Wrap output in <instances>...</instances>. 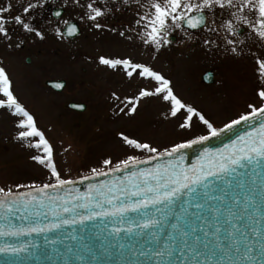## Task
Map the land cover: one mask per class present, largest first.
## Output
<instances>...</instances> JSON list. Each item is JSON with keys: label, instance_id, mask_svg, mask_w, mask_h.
<instances>
[{"label": "snow or ice", "instance_id": "snow-or-ice-1", "mask_svg": "<svg viewBox=\"0 0 264 264\" xmlns=\"http://www.w3.org/2000/svg\"><path fill=\"white\" fill-rule=\"evenodd\" d=\"M77 6L85 9L84 17L93 22V27L100 28L99 17L111 11L106 0H101L104 4L102 9L96 4V0H88L86 4H80L79 0H73ZM116 5V10L121 7L128 9L133 4L137 5L139 10L136 12V20L133 30L137 31V36L146 46L153 47L156 51L160 50L162 45L170 43L169 30L179 29L187 34V29H199L201 27L208 31H216V27L225 33V43L234 45L236 41L229 37L237 36L240 32V26H246L255 37L264 42V0H112ZM34 4L29 3L23 8L24 13H28ZM219 9V15L217 14ZM11 5L0 7V36L9 38L6 24L9 19L3 14L9 13ZM59 15V13H57ZM82 17V19L84 18ZM211 18L212 24L216 25V20L220 23L216 27H210L207 21ZM15 24L20 25L27 32L33 31L30 25L24 21V18L17 14L11 17ZM68 35L77 32V28L70 21H64ZM57 34L61 30L57 29ZM36 36H41L37 31ZM123 36L124 33H121ZM205 43L209 41L205 40ZM236 52L235 47L232 48ZM100 63L110 68L122 66L124 73L132 78L134 75L143 79H149L155 82L154 88L149 90L141 88L138 95L130 98L128 104L129 114L136 110L137 105L133 100L139 101L143 97L157 96L164 102L170 104V115L175 117L178 113L183 112V122L179 124L182 129L191 127L194 118L206 126L207 135H199L193 139L182 143H175L163 151L159 147H154L149 143H142L135 139L123 137L125 144L137 149L146 151L151 154L145 159H137L133 155L127 156L120 160L115 166H112L111 173L121 172L129 168H136L137 165L148 163L152 159H161L167 157L165 163L157 164L154 168L140 169L133 171L123 179L114 178L107 184L99 185L90 184L88 191L80 194H72L66 185L74 182L70 179H63L58 172L54 160L53 149L45 138L44 134L38 130L34 118L26 111L17 101L11 91V82L5 69L0 67V107H6L12 110L13 115L22 116L16 127L20 129L16 134V139L25 140L29 137L38 138L31 147L40 150L43 155L31 157L38 164L44 165L50 172L55 183L47 182L41 186H30V190L23 193H13L11 189L5 191L0 188V237L19 236L26 233L42 232L50 228H59L61 225L76 223V215L82 222L92 219L95 216H120L127 212H136L149 206H170L181 195L195 193L198 187L203 185L208 187L206 181L210 177H220L234 173L239 168H244L253 162L264 161V90L257 94L261 103L256 106L248 105L250 111L239 115L237 119H232L230 123L224 124V129H230L233 125H238L241 121L249 120L261 121L258 129L238 137L231 145H226L225 149L218 153H209L205 150L200 161L193 164L191 168L183 167V157L179 155L181 150L190 147L193 144L201 143L209 136H217L223 129H217L195 108L185 104L173 92L170 87V81L160 73L150 67L135 63L130 59H108L101 57ZM259 74L264 77V60L257 59ZM60 85H57L59 87ZM124 111V109H121ZM105 169L112 165L110 159L102 161ZM122 166V167H121ZM94 175H109L107 170L98 171L91 169ZM84 176L82 179H89ZM17 187H20L17 185ZM52 189V193L48 190ZM35 193V194H34ZM63 193V194H62ZM119 194V195H117ZM207 195V192L204 193ZM123 196L126 199L121 200ZM136 199L133 200L132 198ZM75 201V203H74ZM246 204L251 201L246 200ZM70 205V206H69ZM108 205V207H104ZM196 208L202 207L201 204H195ZM82 208L88 210L87 215L76 213L71 219L63 218V214L75 213V210ZM96 209H99L98 211ZM158 210H160L158 208ZM186 212L187 209H181ZM20 215L17 216L16 214ZM53 215L58 218L57 223L41 225L39 222L41 216ZM12 218L27 221L28 223L16 226ZM244 216L242 212H233L228 210L227 216L223 221V227L219 218H215V223L211 225V233L203 228L199 232L203 234V239L197 235V229L192 228L187 231L179 223L172 224L175 234L170 237L173 244L177 243L176 236L179 237L177 249L165 248L158 251L156 255H172L173 251L187 253L192 256L194 264H264V229L255 228L247 223H241ZM254 223L255 218L252 217ZM177 222L180 217H176ZM203 223V221H201ZM160 224V221L154 217H146L136 226L140 229L154 228ZM223 227V236L221 228ZM113 231L120 232V228H114ZM128 232L132 227L127 228ZM192 237L189 240V237ZM203 244L205 249L209 250V255L204 260H199L202 253L197 245ZM11 251L18 254L23 251L22 247L0 246V253ZM219 255L228 257L227 261L213 260L212 257ZM232 257H235L233 259ZM179 264H188L187 256Z\"/></svg>", "mask_w": 264, "mask_h": 264}, {"label": "rangeland", "instance_id": "rangeland-1", "mask_svg": "<svg viewBox=\"0 0 264 264\" xmlns=\"http://www.w3.org/2000/svg\"><path fill=\"white\" fill-rule=\"evenodd\" d=\"M219 11L217 9L218 15ZM219 23V19L216 20V25L212 24L211 18L208 21L210 27H216ZM88 27L89 23L86 25V38L71 42L69 46L71 56L69 74L66 77L72 96L67 99L57 95L49 94L48 97L44 95V98L55 99L54 105L42 104L39 96H35V101L31 100L28 103L25 101L26 103L21 104L34 118L38 130L44 134L52 146L54 164L61 178H81L92 174L93 168L98 171L110 169L129 155L137 159L151 155L146 151L128 146L123 137L149 143L163 151L175 143H182L207 134L206 126L199 121L198 117L193 119L190 128H180L179 124L183 122L185 114L180 112L175 117L171 116L170 104L157 96L143 97L139 101L133 100L137 107L129 114L128 100L138 95L137 88L142 84V80L134 78L127 83L126 87L129 86V91H133L131 96H127L129 98L127 101L122 100L127 94H120L117 98L112 93L113 78L110 72L106 70L99 75L96 41L93 36L88 35ZM209 32L216 34L215 49L217 50H211V53L204 56L199 55L198 52L202 53L204 49H211L209 43L203 42H201L202 46L196 47V44L200 43L203 36ZM92 34L94 35V32ZM169 34L177 37V43L167 44L164 68L158 58L155 60L157 64L160 62L174 94L185 104L203 112L202 115L215 128L222 127L237 118L239 114L248 112L249 104L258 106L261 103L257 93L264 90V81H261L263 77L259 74L257 63L254 65V59L244 58V56L241 60L238 53L229 48L225 49L223 30L216 27V31H208L204 28L199 33L190 35L179 29H170ZM220 35L224 40L217 38ZM48 39L41 40L40 36L33 34L30 41L37 44V47L44 45L47 53L45 58L48 61L53 60V57L62 58V51L57 48V41ZM245 39L249 38L245 37ZM254 40L255 51L258 52L255 59L264 60V42L259 41L255 36ZM245 48L248 49L246 46ZM216 59H221L223 62L222 67L218 69L220 86L222 84L237 86L242 80V87L231 92L235 101L233 104H220L218 100L209 104L210 102L206 100L208 94L214 97L213 90L219 85L206 90L201 86L200 76L210 67L209 62ZM233 62L234 64L231 65ZM51 75L61 76L62 70H59L55 64ZM119 76L121 79V75ZM227 76L233 81L227 79ZM257 77L258 83L255 82ZM146 84L153 87L152 82H146ZM255 96L256 98H253ZM226 99L228 96L222 98L221 102H225ZM69 101H87L89 109L86 114H76L66 108V103ZM115 105H121L124 109L118 114L115 112L117 116L114 115L112 107ZM21 119L23 117L13 115L12 110L0 107V188H4L5 191L40 186L47 182L55 183L49 170L31 159L35 155H43L40 150L31 147L38 138L29 137L25 140L15 138L20 130L16 125ZM104 159H110L113 162L107 169L102 163Z\"/></svg>", "mask_w": 264, "mask_h": 264}, {"label": "water", "instance_id": "water-1", "mask_svg": "<svg viewBox=\"0 0 264 264\" xmlns=\"http://www.w3.org/2000/svg\"><path fill=\"white\" fill-rule=\"evenodd\" d=\"M72 24L76 26L75 23ZM63 33L72 38L79 31L77 29L75 34L68 35L65 28ZM209 76L210 73L204 74L203 80L209 82ZM47 84L57 91L64 87L63 81L47 82ZM57 85L60 86L57 87ZM68 107L76 111L84 110V106L77 103L68 104ZM260 123L259 118L248 122L241 121L230 129L222 128L223 131L217 136H209L207 140L181 150L179 155L183 157V167L191 168L193 164L200 161L205 150L209 153H218L224 150L226 145H231L237 141L238 137L258 129ZM167 159V157L152 159L148 163L137 165L136 168H129L117 173L107 170L109 175H92L87 180H74L73 184L66 185L65 188L69 189L72 194L77 192L83 194L88 191L90 184H107L114 178L123 179L133 171L154 168L157 164L165 163ZM206 183L208 184L207 188L201 185L195 193L181 195L167 207L163 205L149 206L136 212H127L123 217L95 216L82 222L76 213L87 215L88 210L78 208L75 213L63 214V218L68 219L76 215V223L61 225L59 228H50L42 232L0 237V246L9 245L23 248V251L18 254L11 251L0 253V264H179L181 260L185 259V256H187L188 264H194L192 256L186 252L173 251L170 256L156 255L158 251H163L165 248H178V235L176 244H173L170 239L171 236L176 235L172 224L179 223L187 231L196 228L197 235L203 239V234L199 232V229L203 228L211 233V225L215 223V218H219L223 225L227 212L231 209L233 212H242L244 219L241 223L264 229V161L253 162L228 175L210 177ZM48 191L52 193L53 190L49 189ZM205 192L207 195L204 194ZM120 199L125 200L126 198L121 196ZM246 200L251 201V204H246ZM197 203L202 207L196 208L195 204ZM104 207H108V205H104ZM181 209H187V211L182 212ZM177 216L180 217L179 222L176 220ZM146 217H154L160 221V224L149 229L138 228L136 225ZM252 217L255 218V223ZM11 222L16 226L28 223L15 218H12ZM39 222L41 225H48L57 223L58 218L49 214L41 216ZM129 226L132 227L131 232L127 231ZM223 227H227V225H223ZM223 227L221 228L222 236ZM114 228H120L121 231L117 233L113 231ZM191 239L190 236L189 240ZM197 247L202 253L197 259L202 261L209 255V250L205 249L203 244H199ZM232 258L235 259V257ZM212 259L227 261L228 257L216 255Z\"/></svg>", "mask_w": 264, "mask_h": 264}, {"label": "flooded vegetation", "instance_id": "flooded-vegetation-1", "mask_svg": "<svg viewBox=\"0 0 264 264\" xmlns=\"http://www.w3.org/2000/svg\"><path fill=\"white\" fill-rule=\"evenodd\" d=\"M79 2L80 4H86L88 0H79ZM29 3L34 4L35 7L31 8L28 13H24L23 8L26 7ZM106 3L108 7L111 8V11L97 18L101 27L95 28L93 27V22L87 20V18L84 17L85 9L74 4L73 0H0V7H4L9 4L11 5L10 12L3 14L9 19L10 22L6 24L9 38L0 36V67L5 69V72L11 82V91L13 92V95L16 97L20 105L26 102L28 103L31 100L35 101V96H39L38 98L41 100V103L46 105H54L55 99L44 98V95H57V97H65L67 99L72 96L70 95V91L68 88L69 82L66 77L69 74L71 56L69 46L71 42L82 39L84 40V38H86L85 32L86 25L88 23V35L93 36L96 41V56L99 67V75H102L106 70L110 72L111 77L113 78L112 93H114L117 98H119L120 94H127L122 100L127 101L129 99L127 98V96H131L133 91H129L130 88L129 86L126 87V85L130 82V80L134 78L142 80V84H140V86H138L137 88L138 92L141 88L149 90L153 89L155 82L149 79H143L135 75L132 78H129L124 73L122 66H118L117 68H110L108 66L102 65L100 63L101 57L108 59H130L135 63L144 64L150 67L151 69L160 73L162 76L168 79L165 72H163L167 53V44L162 45L160 47V50L156 51L153 47L143 44L142 40L137 36V31H139L138 29H136L135 31L133 30V26L136 20V12L139 10L138 6L133 4L128 9L121 7V9L117 11L116 5L112 3V0H106ZM96 4L102 9L104 8V4L101 3V0H96ZM53 9L60 10V12H57L59 13V15L53 14ZM17 14L21 15L24 18V21L30 25L33 31L27 32L23 30L20 25L15 24L14 20H11V17ZM82 17L84 18L82 19ZM64 21L75 22L77 24V28L79 29V35L72 39L66 38L63 34V29L65 27ZM57 29L61 30L60 35L57 34ZM203 29L204 28L202 27L197 31H186L187 34L191 35L197 34ZM37 31L41 33V40L49 38L57 41V48L62 51V58L53 57V60L50 61L45 58L47 53L44 49V45H40L37 47V44L30 41L33 34L35 35ZM93 32L94 35L92 34ZM121 33H124V35L122 36ZM169 36L175 35L169 34ZM254 36V33H251L246 26L242 25L240 26V32L237 36H235L234 38L229 37L230 39L236 41V43L234 45H227L226 43H224L226 47L225 49L229 48L232 50V48L235 47L237 49L235 53H238L241 60L242 56H244V58H252L254 59V65H256L257 59L255 58H257L258 56V52L255 51L256 46L254 47ZM221 37L222 36L220 35L217 38L221 41L224 40L225 33L224 39H222L223 37ZM245 37H248L249 39H245V41ZM215 39L216 34H211L210 32L203 36L200 43L196 44V47L198 45L202 46L201 42L205 43V40H207L209 41L211 49H204L203 51H201L202 53L198 52V54L204 56L205 54L207 55L208 53H211V50H217L215 49V44H217V40ZM169 40L170 44L175 45L177 43V37L174 38V40L169 37ZM195 43L196 42L194 41V44ZM245 46L248 48L247 50ZM50 52L54 53V51L52 50H50ZM156 58H158L162 63L163 68L160 66V62L157 64V61L155 60ZM209 63L210 67L204 70L203 74H201L200 76L201 86L206 88V90L219 85L220 77L218 75V69L223 65L221 59H216ZM55 64L58 66L59 70H62L61 76L51 75L54 72ZM233 64L234 62L231 63V65ZM256 67L258 68V65H256ZM206 72L211 73V75L208 77L209 82H205L202 77ZM47 73H49V75H47ZM119 75H121V79ZM227 79L233 81V79L228 76ZM256 79L255 82L258 83V77ZM55 80L65 82L62 91L56 92L46 85L48 81ZM261 81H264V77ZM146 82H152L151 86L153 87L151 88L149 84H146ZM131 83L133 84V82ZM223 85L224 84H222L221 86L219 85L220 87L218 86L213 90L214 97L208 94L206 100L210 102L209 104H213L212 102L216 100H218L220 104L235 103V101L233 100L234 97L231 95V92L242 87V80L241 83H239V85L237 86ZM227 96L228 99H226L225 102H221V99ZM253 98H256V96ZM0 99L4 98L0 96ZM44 101H47L48 103ZM80 103H83L85 105L84 111L75 113L80 115L86 114L89 109L87 101ZM240 103L242 104V102ZM112 107L114 110V115L115 112L118 114L120 113V110L123 109L121 105H115ZM200 113L203 114V112ZM117 114L115 116H117Z\"/></svg>", "mask_w": 264, "mask_h": 264}]
</instances>
